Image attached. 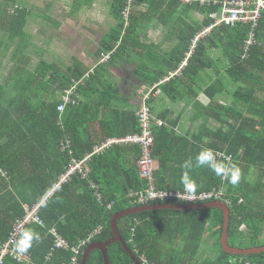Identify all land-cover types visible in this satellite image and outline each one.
<instances>
[{
  "label": "trees",
  "instance_id": "1",
  "mask_svg": "<svg viewBox=\"0 0 264 264\" xmlns=\"http://www.w3.org/2000/svg\"><path fill=\"white\" fill-rule=\"evenodd\" d=\"M6 1L9 7L7 11L12 10V14H9L10 32L16 37L27 23L28 9L21 5L27 0ZM94 1L78 0V3ZM190 1L194 4L183 6L179 0H132V3L130 0H110L109 14L113 25L106 34L100 54H111L112 59L122 52L142 54L152 66L144 67L138 74L144 84L152 85L171 76V72L180 71L171 78V83L163 84L167 94H170L169 88L177 89L175 86L183 77L197 81L201 73L217 69L218 78L205 89V94L213 102L218 97L226 96L235 107L228 108L215 102L212 107L203 106L202 111L206 116L210 117L211 111L215 112L213 114L218 117L219 128L211 131L209 120L204 122L202 132L195 141L186 140L184 148L178 150L172 143H164L166 137L174 139V132L167 127L170 123L165 122L167 126L156 128L153 157L160 163L156 183L161 190H183L181 175L185 170H180V179L169 183L166 179L168 166L172 163L182 166L185 160L194 159L202 148L231 155L232 161L242 169L240 183L233 186L207 167H194L190 174L198 184L195 193L224 189V201L231 210L229 245L239 249L263 247L264 136L259 129L264 128V102H260L259 89L260 81L264 82V46L261 44L264 40V18L255 31L250 26L239 25L235 29L215 28L198 42L188 59L194 40L212 26L210 15L219 10L201 8L195 5L198 0ZM128 8L131 14L126 20L125 11ZM194 14L203 20L196 22ZM156 24L170 38H176L170 53H163L159 46L146 40L147 34L156 29ZM253 31L256 42L250 45L247 56H244L245 43ZM213 52H221L222 55L213 58ZM186 60L187 64L183 65ZM106 63H102L90 78L87 75L92 71L87 73L81 65L65 77L63 94L66 95L75 84L77 91L74 96L76 103L69 104L62 113L58 107L65 95L56 104L33 103L36 80L46 79L51 69L45 62L40 69L47 68L39 70L35 76L28 75V72L22 73L21 77L19 75L23 79L18 81L22 87L17 90L18 95L12 98H7V90L0 84V241H9L15 227L27 217L28 209L52 192L74 158L84 159L87 154H94L88 175L79 172L70 181L62 183L50 197L48 206L41 208L39 218L44 224L32 222L26 226L41 235V240L34 242L26 253L30 262L21 263L8 257L6 264H72L75 253L56 249V238L51 233L53 229L72 247H77L98 227H103L102 233L92 244L105 243L114 237L111 221L116 213L143 207L131 197L132 192H140L146 186V182L140 179L136 164L140 149L130 144H115L96 154L97 145L99 147L102 142L85 141L83 126L79 124L83 123L79 120L86 116L85 110L91 104L83 98L93 86L97 87L95 81H99ZM55 79L57 81L58 77ZM112 92L101 84V88L97 89V94L103 99L100 103L93 95L87 96V99L98 101V113L100 109L111 110L108 117L102 120L104 123L101 122V127L108 130L110 138L138 133L140 128L135 113L121 120L114 118L119 112L113 109L112 102L118 94L114 90ZM226 115L230 122L222 120ZM259 117L262 122H258ZM90 121L95 119L91 118ZM254 127L256 131H253ZM211 134L212 141L205 143L204 137L210 139ZM67 139L72 141L73 155L62 149V142ZM182 152L179 159L176 155ZM93 184L97 185V189ZM97 192L102 195V202L98 201ZM163 204L187 205L160 202L150 203L149 206ZM109 205L112 207L109 208ZM223 225L224 215L220 209L147 211L118 222L123 241L141 264H144V259L150 264H230L235 259L264 264V253L249 257L226 253L220 245ZM243 226L246 231H243ZM208 233L210 237H207ZM207 243L215 251L212 252L214 256L200 260L198 255ZM108 256L110 264H136L120 242L110 245ZM83 259L84 255L82 263ZM88 264H105L103 252L95 250Z\"/></svg>",
  "mask_w": 264,
  "mask_h": 264
},
{
  "label": "crops",
  "instance_id": "2",
  "mask_svg": "<svg viewBox=\"0 0 264 264\" xmlns=\"http://www.w3.org/2000/svg\"><path fill=\"white\" fill-rule=\"evenodd\" d=\"M33 1L27 0L23 4L19 2L28 9L27 23L25 28L19 31V36L13 37L9 26L12 10L8 12V2L0 0V84L7 90V98H12L18 95V89L21 90L22 83L19 84L18 82L19 79L23 80L20 78L21 74L28 72V75L35 76L39 70L43 71L47 68L40 69L42 63L45 62L51 69L46 79L36 80L33 103L37 105L43 103L56 104L65 95L63 94L65 91L62 90L65 77L72 74L77 66L81 65L87 73L101 67L105 55H101L100 51L103 48L106 34L110 26L113 25L109 14L110 4L106 7L100 3H95L96 0L91 3H78V0H73V3L62 6L51 0H41V3ZM104 14H108V18L104 17ZM157 25L159 24H156V27L162 28ZM151 31L153 33L147 34L146 40L159 46L163 53H170L176 38H170L167 33L163 32L164 29L161 30L162 33H159L157 29ZM212 57L217 56L212 55ZM146 60L142 54L136 55L133 52H122L119 56L111 58L108 63L103 65L104 68L100 72L99 81H95L97 87L93 86L87 96L93 95L100 103V100L103 99L97 94V89L98 87L101 88V84H104L111 89V94H113L112 90L118 94L115 95L116 98L112 102L113 109L119 112L114 118L121 120L131 113L136 115L141 104L138 90L143 86H153L161 82L150 85L144 84L143 79L141 80L138 74L144 67L151 66ZM186 64L185 61L183 65ZM178 72L180 71L171 72V76L167 77L169 79L161 85L162 95L153 98L151 101L154 115L164 122L170 123V126L168 124L166 126L171 132H174V139L176 138L174 140L166 137L164 143H172L171 145H175L177 150L184 148L186 140L195 141V138L202 132L204 122L209 120L211 131H216L219 128L218 117L213 114L215 112L211 111L210 117L206 116L202 111L203 106L208 107L210 105L212 107L215 102V104L224 107H235L231 99L226 96L218 97L213 102L205 94V89L218 78L216 68L201 73L197 81L183 77L176 84L177 89L169 88L170 94L169 92L167 94L163 84L180 74ZM55 77H58L57 81ZM262 88H264V82L260 81L259 98L261 103L264 102V90ZM87 96H84L83 100L89 101L91 104L85 110L86 116L79 120V122H83L79 124L83 126L84 140L89 142L99 140L102 142L100 145H105L109 140L119 139V137L110 138L108 130L101 127L103 125L101 124L102 120L108 117L111 110L100 109V113H98V101L87 99ZM98 114L99 117L97 118ZM91 118L95 121H90ZM258 119V122H262L261 117ZM222 120L230 122L227 115L223 116ZM256 129L254 127L253 131ZM259 130L261 131L260 134L264 136V128L260 127ZM212 138L211 134L210 139L204 137L203 140L208 143L212 141ZM182 154L183 152L177 153L176 156L179 158V155ZM180 170H184L180 165L170 164L167 169V181L170 183L176 178L180 179ZM210 236L208 233L207 237Z\"/></svg>",
  "mask_w": 264,
  "mask_h": 264
},
{
  "label": "built area",
  "instance_id": "3",
  "mask_svg": "<svg viewBox=\"0 0 264 264\" xmlns=\"http://www.w3.org/2000/svg\"><path fill=\"white\" fill-rule=\"evenodd\" d=\"M183 6H190L194 4L190 0H179ZM132 3V0H130ZM195 5L200 6L201 8L213 7L219 9L218 12H215L210 15V20L213 21V24L210 28L201 32L193 42L192 51L188 54V59L192 55L194 49L196 48L198 42L209 35L211 31L218 27H227L235 29L239 26H250L252 30H257L261 21L264 18V0H198ZM131 14V9L128 8L125 11V19L128 20L129 15ZM250 32L248 39L245 43V55L247 56V50L250 45L256 42L255 33ZM264 46V40L261 43ZM111 59V54H108L103 57L102 63H106ZM187 59V60H188ZM186 60V62H187ZM92 73H95V70H92L87 75V78H90ZM169 78H166L164 81H161L153 86H143L138 90V95L141 97V104L136 113L137 120L139 123L140 131L135 134L128 135L119 139L109 140L105 145L99 146L96 149V154L102 153L105 149L113 145H134L140 149V158L138 160V169L139 176L143 182H146L145 189L140 192H132L131 197L135 199V202L141 206H147L150 203H160V202H169V203H182V204H198L214 201H224L225 200V190H214L206 193H188L183 190L179 191H167L159 189L156 180V172L159 170V162L153 157V151L155 148V129L163 128L166 123L157 118L154 115L151 101L155 97L162 95L161 85ZM77 84H75L71 89L67 91L65 97H63V103L59 105L58 111L63 112L66 110L67 106L71 103H76L74 96L76 95ZM63 151H69L71 155L74 154L72 150V141L67 139L62 142ZM220 153V152H218ZM221 157L226 154L220 153ZM94 154L86 156L84 159L74 158L71 162L70 168L67 173L63 174L60 177L58 183L54 186L52 192L48 195L51 197L58 189L62 183L68 182L72 177L77 173H82L84 176L88 175L90 170L89 166L92 161ZM229 157L231 155H227ZM94 189H97V185L93 184ZM97 199L99 202L103 201L102 195L97 192ZM227 204V201H224ZM112 205H109L111 208ZM41 205L37 204L32 209H28L27 217L25 220L20 221L15 227L14 232L12 233L9 241H0V264H6L8 257H11L18 262H30V257L26 254H17L14 250L13 240L17 235L20 228H26V226L32 222H35L39 225H43L44 222L39 218V212L41 210ZM103 227H98L91 235L82 240L77 247H72L67 240L58 236L55 229L52 230V235L55 236V247L56 249H65L71 250L75 253L72 264H82L81 258L84 255V249L87 248L93 240L102 233ZM133 231H135L133 229ZM144 264H150L147 260H143ZM230 264H253L252 262H242L239 260H232Z\"/></svg>",
  "mask_w": 264,
  "mask_h": 264
},
{
  "label": "clouds",
  "instance_id": "4",
  "mask_svg": "<svg viewBox=\"0 0 264 264\" xmlns=\"http://www.w3.org/2000/svg\"><path fill=\"white\" fill-rule=\"evenodd\" d=\"M181 167L185 170L181 175V184L183 185L185 191L188 193H195L198 187L196 180L190 174L191 169H193L194 167L195 168L207 167L217 177H220L222 180H226L229 184L233 186L238 185L242 177L241 167L238 164L234 163L231 157L227 155L221 157L220 153H218L216 150L211 148H202L196 154L194 159L189 158L185 160ZM49 200H50L49 196H43L41 199H39L38 202L41 205V207H47ZM214 202L225 203L224 201H214ZM206 203H211V202H206ZM199 204H204V203H198L192 205H199ZM243 228L245 227L243 226ZM40 240H41V235L35 229L20 228L13 240L14 250L17 254H21V255L26 254L31 249L34 242H39ZM92 243L90 245H92ZM90 245L87 248H89Z\"/></svg>",
  "mask_w": 264,
  "mask_h": 264
},
{
  "label": "water",
  "instance_id": "5",
  "mask_svg": "<svg viewBox=\"0 0 264 264\" xmlns=\"http://www.w3.org/2000/svg\"><path fill=\"white\" fill-rule=\"evenodd\" d=\"M205 209H220L223 212L224 215V225H223V232L221 234V240L220 245H222L223 250L234 256H252L254 254H262L264 253V247H257L252 249H239L234 248L229 245L228 237H229V225H230V215L231 210L230 207H228L223 202H211V203H204L199 205H169V204H163V205H152V206H143L138 208H132L127 211L116 213L111 221V227L114 233V237L110 240H108L105 243H94L90 245V247L87 249L83 263L82 264H88L90 256L95 250H101L104 254L105 258V264H110L109 262V256H108V249L110 245L120 242L124 246V248L128 251V253L131 255L132 259L136 264H141V262L137 259V256L128 248V245L123 241L122 236L120 234L119 228H118V222L119 220L137 215L143 212L147 211H157V210H171V211H195V210H205Z\"/></svg>",
  "mask_w": 264,
  "mask_h": 264
},
{
  "label": "rangeland",
  "instance_id": "6",
  "mask_svg": "<svg viewBox=\"0 0 264 264\" xmlns=\"http://www.w3.org/2000/svg\"><path fill=\"white\" fill-rule=\"evenodd\" d=\"M51 1H54L55 3H59V5H62V6L68 5V3L69 4L73 3V0H51ZM109 1L110 0H96L95 3H100V4L107 7L110 4ZM33 2L41 3V0H34ZM107 16H108V14H104V17L108 18ZM195 16H196V14L193 15V17H195ZM196 20H197L196 22H200L203 20V18L201 16L197 15ZM156 29L159 30V33H162V31H163V29L160 27H156ZM54 32H56V30H54ZM150 33H153V32L150 31ZM159 33H157V34H159ZM221 54H222L221 52H213L212 55L219 57V56H221ZM243 231H246V229L243 228ZM261 244H264V236L261 239ZM244 246H250V244H245ZM211 248H212L211 244L207 243V245L200 251V254L198 255V257L200 256V260H204V259L208 258V256H211V255L214 256V254L212 252H215V251L214 250L212 251ZM255 248H257V247H255Z\"/></svg>",
  "mask_w": 264,
  "mask_h": 264
}]
</instances>
